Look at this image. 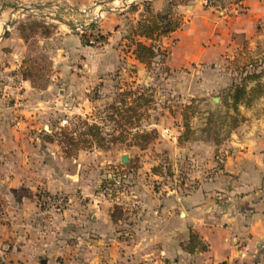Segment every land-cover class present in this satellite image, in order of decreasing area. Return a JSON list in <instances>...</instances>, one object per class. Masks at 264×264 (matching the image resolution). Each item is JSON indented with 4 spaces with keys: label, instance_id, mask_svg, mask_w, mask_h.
Listing matches in <instances>:
<instances>
[{
    "label": "crops",
    "instance_id": "crops-1",
    "mask_svg": "<svg viewBox=\"0 0 264 264\" xmlns=\"http://www.w3.org/2000/svg\"><path fill=\"white\" fill-rule=\"evenodd\" d=\"M152 5L155 12L159 3ZM174 11L183 21L158 44L169 47L166 67L177 79L187 71L204 81L213 77L220 88L231 75L224 62L261 56L255 50L264 46V0L214 7L193 0ZM126 21L125 14L100 20L106 38L96 50L74 38L66 46L69 38L56 31L38 36L37 50L51 63L38 88L20 74L22 63L33 60L32 38L12 32L0 41V258L13 264H264V94L238 106L243 121L219 144L198 137L179 145L182 121L164 122V116L155 126L156 145L166 152L162 176L153 171L151 149L138 151L133 167L128 154L121 163L122 154L116 161L101 150L65 157L57 140L47 139L62 121L88 115L89 92L106 84L123 58L115 44L123 29L115 28ZM76 54L84 57L83 70L69 62ZM126 59L127 68L141 65L132 48ZM175 85L185 94L186 86ZM155 179H163L160 188L152 186ZM41 192L64 194L67 208L41 210ZM114 205L124 213L113 223ZM190 232L203 249H185Z\"/></svg>",
    "mask_w": 264,
    "mask_h": 264
},
{
    "label": "rangeland",
    "instance_id": "rangeland-1",
    "mask_svg": "<svg viewBox=\"0 0 264 264\" xmlns=\"http://www.w3.org/2000/svg\"><path fill=\"white\" fill-rule=\"evenodd\" d=\"M192 1L193 0H0V36L3 35L2 38L0 37V41L3 38L8 37L12 32H17V34H19L17 29L19 26L23 29V33L27 35V39L32 38L29 47L31 52L34 53L33 60L37 63L39 68L45 70L42 72L44 76L39 83L42 85L45 81V77L49 73L48 71H50L51 63L48 62V55L37 50L38 45L36 42L38 36L51 37L56 31L62 35H60L61 38L65 35L69 38L68 41L66 40V42H64L66 46L72 47V42L69 41L71 38H74V40H80L83 45L85 44L90 47L91 50H96L103 46L106 38L105 35H99L100 30L98 29V23L100 20H103L110 15L123 16L125 14V18L127 19L126 24L115 28L117 30H120V27L123 29L122 33L119 34V42L117 41L115 43L118 44L116 47L119 48L121 56L123 54V58L119 60L117 70L107 77L106 84L101 83L95 87L92 86L93 88L88 94L89 99L92 100L91 110L88 115L84 117L73 115L69 121L73 118H80L86 119L89 122L94 121L101 123L107 116L106 114L110 112L109 110H106V106L118 99V94L121 91L131 90L140 93L144 92L147 96L152 97L153 103L150 105V108L146 113L148 117H145L140 121V128L147 131L155 130L158 134L157 139L160 137L158 129L155 127L157 126V122L163 121L162 118L164 116L166 117L164 122L174 119H178L179 122H181L180 114L183 110V106L188 107L186 112L188 114L189 125L195 131L196 138L204 137L205 132L203 131V127L210 116H213L212 122H214L215 119L216 123L219 122L218 120L222 119L227 122V118L229 117L227 112L229 111L227 110L226 100L231 85L238 82L247 70H251L252 68H255L256 70L264 68L263 62L262 64L260 63L264 58V46H260L255 50L258 55H261L256 60L253 59L247 61L242 58L237 59L234 62H224L223 68L230 69L231 75L227 76L228 78H223L222 87L220 88H218V85L213 86V77H208L207 81H204L201 77H198L199 75L191 77V75H189L190 72L187 71H185V75L180 79H177L176 76H172L171 72H169L166 67V58L169 55V47L166 49L159 46L158 39L160 37L155 38V40H149V43L147 44H153L160 50H163L164 57L166 56L165 58L159 56L149 66L141 64L138 66L131 65L132 68L126 67L130 64L126 57L130 48H133L132 41L140 39L137 36L132 35V30L135 27L136 22L141 18L147 20L155 16L164 20L165 23H167V20L169 19L172 22H182V15L175 12L174 7L178 3L184 7L191 6ZM236 1L237 0H203V4H205V6L214 7L218 4L223 5L231 2L234 3ZM154 2L159 3V7H157L158 9L155 12V7L152 5ZM98 3H103V6H98ZM102 8H112L114 10L119 8V11L103 13L101 18L96 20V22H92V10L95 9V11L100 12L99 10ZM88 9L91 11L88 12ZM53 18H58L73 26H82L84 29L82 32L77 31L74 27H68ZM2 22H4V24L12 22L13 25L7 27V31L4 32L2 29L4 26L2 25ZM97 35L102 36L103 39H99V37L96 38L95 36ZM90 40L96 43L90 44ZM83 60V56L76 54L75 57H70L69 62H77L74 67L83 70ZM226 73L228 72L226 71ZM226 79H228V81H226ZM176 82L180 83L181 86H186L185 94L181 93V87H179V90L176 89ZM189 85L191 86L190 91H188ZM95 88L96 90H94ZM95 91L97 92L95 93ZM214 98H217L218 101L214 102ZM104 124L106 125L105 132L109 134V136L118 137L121 133L120 130H112L113 123L104 121ZM202 124L204 125L201 126ZM67 125L68 124L66 123L62 126ZM101 126L103 125L101 124ZM226 127L227 125L222 127L220 130L221 134H224ZM136 130L135 126H125L122 131V135L125 137V143L110 145L107 149L93 150H101L106 153L105 155H107V157H112L116 161H118L119 154H128L131 157L130 164L133 165V167H136L140 161L138 158V151H144L130 145L133 141V135ZM209 135L212 136V134ZM156 140H154L146 149H151L149 160L153 158L157 161V166L153 168L154 173L162 176L165 173L163 166L165 164L166 152L163 151L162 147L158 146L161 144L160 142L156 145ZM202 140L204 141V139ZM152 144H154V146H152ZM150 182H152V186L157 189L161 187L163 179H155Z\"/></svg>",
    "mask_w": 264,
    "mask_h": 264
},
{
    "label": "trees",
    "instance_id": "trees-1",
    "mask_svg": "<svg viewBox=\"0 0 264 264\" xmlns=\"http://www.w3.org/2000/svg\"><path fill=\"white\" fill-rule=\"evenodd\" d=\"M180 25V21L172 22L169 19L167 20V23H165L164 20L157 18V16L151 17L147 20L141 18L136 22L135 27L132 30V35L146 40H155V38L165 36L175 31ZM17 29L19 35L23 39L28 38L27 35L23 33V29L20 28V26ZM99 35L102 34L99 32ZM95 37L103 39L102 36L97 35ZM132 44V55L140 64L149 66L159 56L164 57V51L160 50L153 44H146L138 39L133 40ZM262 62L264 65V58L260 61L261 64ZM44 71L43 68L38 67L34 60H25L20 68L21 78L29 80L36 88L41 86L39 83L44 76L42 74ZM263 74L264 68H260L259 70L252 68L251 70H247L238 82L233 83L231 89L227 93L226 104L228 108L227 110L229 111L227 112V115H229L227 122L223 119L218 120L219 122L217 123L216 119L212 122L213 116H210L203 127L205 136L199 138L204 140L211 139L210 141L214 144H219L221 141L225 140L229 133L243 121V117L238 111V106L243 105L246 107L250 105L253 100L264 94V84H261L260 82V78ZM248 82H254V85L247 88ZM94 90H96V88ZM96 92L97 91H95V93ZM118 95V99L106 106V110H109L110 112L106 114L107 116L101 123L94 121L89 122L86 119L73 118L68 122L69 124L67 126H58L57 130L52 134V137H48L47 139L49 141L56 139L62 148L63 155L65 157H73L79 151H91L93 149L102 150L107 149L110 145L125 143V137L122 135L123 129L125 126H135L137 130L133 135L132 143L129 144L139 150H145L154 140L157 139L158 136L155 130L147 131L140 128V121L145 117H148L146 113L150 108V105L153 103V99L151 96L144 94V92L140 93L131 90L121 91ZM187 109V106H183V110L180 114L182 130L177 138V143L179 145L196 138L195 131L189 125L188 114L186 112ZM104 121L113 123V131H121L118 137L109 136V134L105 132L106 125L104 124ZM101 124L103 126H101ZM224 125H227V127L224 134H221L220 130ZM209 134H212V136ZM106 194H111L109 189H107ZM123 213L124 212L120 206L114 205L109 214L111 221L114 223L121 219ZM194 247L203 249L198 241L197 235L194 232H190L189 241L185 246V249L191 252Z\"/></svg>",
    "mask_w": 264,
    "mask_h": 264
},
{
    "label": "built area",
    "instance_id": "built-area-1",
    "mask_svg": "<svg viewBox=\"0 0 264 264\" xmlns=\"http://www.w3.org/2000/svg\"><path fill=\"white\" fill-rule=\"evenodd\" d=\"M96 9V8H95ZM95 9L92 10L93 19L92 22H96L99 18L102 16L98 11H95ZM90 12L91 10H87ZM75 30L82 32L84 29L82 26H74ZM90 44L96 43L92 40L89 41ZM2 85L0 83V93H1ZM65 121H62V124H65ZM38 207L41 210L46 211H52V212H61L63 211L69 204V199L64 195L60 193H47V192H41L38 195ZM0 219H2V215L0 213ZM0 264H13L6 258H0Z\"/></svg>",
    "mask_w": 264,
    "mask_h": 264
},
{
    "label": "water",
    "instance_id": "water-1",
    "mask_svg": "<svg viewBox=\"0 0 264 264\" xmlns=\"http://www.w3.org/2000/svg\"><path fill=\"white\" fill-rule=\"evenodd\" d=\"M98 6H103V3H98ZM121 8H123V7H121ZM103 10H101V12H103V13H106V12H113V11H119V8L117 9V10H114V9H112V8H102ZM116 9V8H115ZM100 13V12H99ZM53 19H55V20H57L59 23H61V24H64V25H66V26H68V27H74L73 25H71L70 23H66V22H63L62 20H60V19H58V18H53ZM13 25V23L12 22H9V23H7V24H4V26H3V31L5 32V31H7V27H11ZM1 38L3 37V35L2 36H0ZM213 101L214 102H217L218 101V99L217 98H214L213 99ZM127 159H128V157H127V154H122L121 155V157H120V161H121V163H125V162H127Z\"/></svg>",
    "mask_w": 264,
    "mask_h": 264
},
{
    "label": "bare ground",
    "instance_id": "bare-ground-1",
    "mask_svg": "<svg viewBox=\"0 0 264 264\" xmlns=\"http://www.w3.org/2000/svg\"><path fill=\"white\" fill-rule=\"evenodd\" d=\"M129 2V1H128ZM117 4V3H116ZM115 5V4H114ZM113 6V5H112ZM111 6V7H112ZM115 7V6H114ZM101 10H103V9H101ZM101 10H99L100 11V15L102 16V14H103V12H101ZM2 25H4V22H2ZM1 31V30H0Z\"/></svg>",
    "mask_w": 264,
    "mask_h": 264
}]
</instances>
